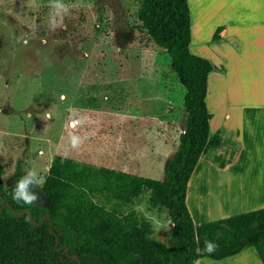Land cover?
Returning <instances> with one entry per match:
<instances>
[{
    "label": "rangeland",
    "instance_id": "obj_1",
    "mask_svg": "<svg viewBox=\"0 0 264 264\" xmlns=\"http://www.w3.org/2000/svg\"><path fill=\"white\" fill-rule=\"evenodd\" d=\"M64 3L70 11L64 26L53 31L49 0H0V164L5 189L14 183L19 162L24 171L50 172L56 154L95 165L115 162L143 172L138 175L163 179L164 164L179 146L186 118V88L169 54L143 27L138 0ZM199 25L193 47L209 32ZM91 98L96 102L90 104ZM46 113L52 114L50 119L44 118ZM77 120L81 123L71 127ZM70 132L86 137L75 149ZM237 147L229 140L218 151L227 158ZM209 162L205 156L199 163L193 184H218ZM36 191L39 199L33 205L46 208L41 187ZM149 196L144 192L129 209L150 221L158 240L169 242L173 225L169 230L156 225L166 224L170 214L151 207Z\"/></svg>",
    "mask_w": 264,
    "mask_h": 264
},
{
    "label": "trees",
    "instance_id": "obj_2",
    "mask_svg": "<svg viewBox=\"0 0 264 264\" xmlns=\"http://www.w3.org/2000/svg\"><path fill=\"white\" fill-rule=\"evenodd\" d=\"M138 1L139 20L150 39L169 54L171 67L186 88L185 129L165 165L164 178L56 154L41 187L47 206L37 208L12 197L16 180L25 173L21 162L8 191L0 164V264H79L73 256L81 264H195L201 257L220 260L249 246L264 263V208L197 224L186 202L200 158L228 141L222 129L211 133L213 114L207 104L209 74L222 68L190 49L188 0ZM237 152L234 148L227 158L217 154L214 163L225 167ZM147 191L151 207L170 214L174 230L169 242L158 240L150 221L129 209ZM6 201L12 208L4 206ZM45 214L49 218L43 221ZM205 240L218 245L216 252L197 255L195 249L203 248Z\"/></svg>",
    "mask_w": 264,
    "mask_h": 264
},
{
    "label": "crops",
    "instance_id": "obj_3",
    "mask_svg": "<svg viewBox=\"0 0 264 264\" xmlns=\"http://www.w3.org/2000/svg\"><path fill=\"white\" fill-rule=\"evenodd\" d=\"M188 2L190 49L222 67L209 74L207 104L213 114L211 133L222 129L226 139L238 146L236 156L225 167L214 163L219 149L205 155L210 156L208 167L218 176V184H193L192 176L205 156L200 158L191 176L193 180H189L186 202L194 221L200 224L264 208V0ZM199 24L209 32L201 45L193 47ZM218 28L220 31L214 39ZM99 164L143 173L115 162ZM198 261L199 264H264L254 246L224 259L201 257Z\"/></svg>",
    "mask_w": 264,
    "mask_h": 264
},
{
    "label": "clouds",
    "instance_id": "obj_4",
    "mask_svg": "<svg viewBox=\"0 0 264 264\" xmlns=\"http://www.w3.org/2000/svg\"><path fill=\"white\" fill-rule=\"evenodd\" d=\"M48 7L50 8L49 16H48V24L49 27L54 31L59 27H63V18L70 11L69 6L64 3V0H49ZM19 42V41H18ZM24 44H27L28 41L25 39L23 41ZM63 99V96L61 97ZM52 116L51 113L45 114V119H50ZM29 118H31V114L29 113ZM81 123V121H73L71 127H75ZM75 132L69 133V143L73 149L77 148L82 142L83 139ZM48 169H36L31 168L27 169L25 173L15 182L12 197L15 201L23 202L26 205H31L35 203L39 199V194L36 191L37 188L42 187L47 180ZM174 224L171 220L167 221L166 224H157V228H165L169 230V226ZM218 245L214 241L205 240L203 248L197 247L195 252L197 255L208 254L212 255L216 252ZM195 264H199L197 260Z\"/></svg>",
    "mask_w": 264,
    "mask_h": 264
},
{
    "label": "water",
    "instance_id": "obj_5",
    "mask_svg": "<svg viewBox=\"0 0 264 264\" xmlns=\"http://www.w3.org/2000/svg\"><path fill=\"white\" fill-rule=\"evenodd\" d=\"M4 206H10L12 208V206L10 205V203L7 202V201L4 203ZM25 211L26 210H24L23 212H21L20 214H18V216L24 215V212ZM46 218H49V214H45V216L43 218V221H45ZM30 219H31L32 222H35V220L32 218V216L30 217ZM50 231L53 232V223L52 222H51V225H50ZM73 257L79 262V264H81V262H80V260L78 259L77 256H73Z\"/></svg>",
    "mask_w": 264,
    "mask_h": 264
},
{
    "label": "bare ground",
    "instance_id": "obj_6",
    "mask_svg": "<svg viewBox=\"0 0 264 264\" xmlns=\"http://www.w3.org/2000/svg\"><path fill=\"white\" fill-rule=\"evenodd\" d=\"M213 191V190H212ZM231 194V193H230Z\"/></svg>",
    "mask_w": 264,
    "mask_h": 264
}]
</instances>
